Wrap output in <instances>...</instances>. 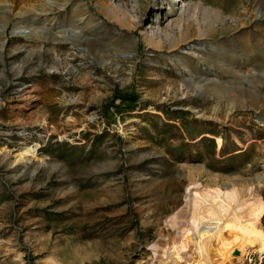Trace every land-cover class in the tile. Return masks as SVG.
I'll return each instance as SVG.
<instances>
[{"label":"rangeland","instance_id":"obj_1","mask_svg":"<svg viewBox=\"0 0 264 264\" xmlns=\"http://www.w3.org/2000/svg\"><path fill=\"white\" fill-rule=\"evenodd\" d=\"M141 4L0 0V264H264V0Z\"/></svg>","mask_w":264,"mask_h":264},{"label":"bare ground","instance_id":"obj_2","mask_svg":"<svg viewBox=\"0 0 264 264\" xmlns=\"http://www.w3.org/2000/svg\"><path fill=\"white\" fill-rule=\"evenodd\" d=\"M178 1V0H177ZM159 4V0H142V4H141V11L145 8V7H150V6H155V5H158ZM82 12H79L78 14L80 15ZM130 22L134 23V21L130 20ZM132 23H129V28H132L134 27V24ZM140 23L139 20H136V24ZM72 28L74 29H77L79 28L78 24L74 23V25L72 26ZM207 28H209V30H213L211 24L208 23L207 25ZM198 31H199V35H202L204 34L203 31H202V27H198ZM17 33H19V31H17ZM20 33L26 35L28 32L27 31H20ZM154 36L150 37V39H153ZM63 40L64 41H68V38L66 36L63 37ZM76 42V41H74ZM133 42H136L134 41V39L132 38H123L121 40H118V43H116V45L114 46V50H120V51H124V50H129L131 51V44ZM249 51V49H246ZM250 52V51H249ZM251 53H254V51H251ZM253 55V54H252ZM224 59H234L235 58V54H230V55H222ZM250 57V55H248ZM247 56V57H248ZM248 57V58H249ZM202 60H206V59H203V57H201ZM218 63V62H217ZM221 63L222 62H219L218 64H216V66L223 70L224 71V67L221 66ZM234 75V73H232ZM198 85H196L197 87H199L200 89H205V90H212L214 91L215 93L217 94H221V93H226L228 92V94H230L231 91H233L235 88H234V83H229L227 85L223 84L222 82H213V83H208V84H199L197 83ZM232 99L236 100L237 98L235 97H232ZM220 212H222V210H220ZM180 236V240H178L177 242H175V244L173 245L174 248H176L179 252L182 253L181 255V258L185 259L187 261L186 264H189V260L191 259V251L194 247V240L192 237L188 236V235H185L183 233L179 234ZM174 242V241H173ZM239 242H238V246L236 247V249L239 247ZM235 245V244H234ZM155 246L153 245V248ZM231 252L232 249L230 248ZM194 251V250H193ZM197 251V250H196ZM211 251V250H210ZM154 252H155V249H154ZM177 253V252H176ZM214 253V254H213ZM213 256L212 258L210 259L209 263L210 264H215V260L218 261V264H230L231 262L228 261V262H225V255H224V252L222 251V247H220L218 245V243H215V245L213 246ZM235 253V252H233ZM264 253V252H262ZM251 254V251L249 248H244L243 247V255L245 256H248ZM176 255V254H175ZM242 255V257H243ZM178 256V255H177ZM197 256V254H196ZM194 258V256H193ZM244 258V257H243ZM174 260V259H173Z\"/></svg>","mask_w":264,"mask_h":264}]
</instances>
